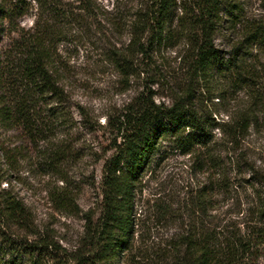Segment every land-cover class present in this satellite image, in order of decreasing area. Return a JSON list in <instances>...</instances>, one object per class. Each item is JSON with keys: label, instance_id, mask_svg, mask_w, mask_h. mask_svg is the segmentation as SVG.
<instances>
[{"label": "trees", "instance_id": "trees-1", "mask_svg": "<svg viewBox=\"0 0 264 264\" xmlns=\"http://www.w3.org/2000/svg\"><path fill=\"white\" fill-rule=\"evenodd\" d=\"M150 1L148 10L133 13L129 44L111 51L109 59L129 81L137 73L139 58L141 63L153 64L161 47L183 40L188 48L181 61L189 85L183 94L175 92L171 106L157 104L150 89L143 91L112 122L114 152L104 163L101 213L96 221L88 219L80 245L61 259L65 264H148L154 256L157 264L168 260L172 264H258V252H264V174L256 172L248 181L254 199L245 210L249 219L240 223V228L228 223L221 228V224L213 223L216 217L210 213L217 210L213 195L225 196L236 190L233 172L241 171L243 166L237 152L245 155L252 132L264 130L263 77L258 66L248 63L250 51L264 47V23L243 22L237 0H197L193 13L182 14L175 13L177 0ZM30 2L44 13L26 30L20 20L28 15L27 0H0V130L18 127L33 140L43 134L42 106H64L66 102L65 87L59 79L64 73L58 47L65 40L64 32L57 27H64L68 20L79 22L78 14L82 12L94 24L98 15L91 11L89 0H78L82 6L74 10L62 9L57 1ZM222 14L229 17L234 30L243 24L240 39L228 52L219 50L215 43ZM197 87L211 101L233 100L226 120L217 122L212 114L198 109ZM241 93L244 102L238 101ZM60 115L65 118L64 111ZM169 138L174 139L182 155L198 161L197 172L207 175L206 182L190 199L197 222L190 232L171 239L152 256L147 252L134 254L138 234L136 191L161 141ZM65 154L59 149L43 157L51 156L49 162L55 164ZM212 169L215 174H210ZM54 202L58 210L66 211L73 200L64 193ZM152 207L158 220L175 216L172 205L162 199L154 201ZM28 222L24 205L8 193L0 196V229L19 226L27 230ZM24 244V251L31 256L40 251L60 253L58 245L47 237L30 243L26 240ZM0 264L20 263L13 256L8 261L0 258Z\"/></svg>", "mask_w": 264, "mask_h": 264}, {"label": "rangeland", "instance_id": "rangeland-1", "mask_svg": "<svg viewBox=\"0 0 264 264\" xmlns=\"http://www.w3.org/2000/svg\"><path fill=\"white\" fill-rule=\"evenodd\" d=\"M52 1H57L62 9L82 6L78 0H47ZM196 1L177 0L175 13H193ZM237 1L243 22L264 23V0ZM89 3L91 11L98 15L97 22L93 24L84 12L78 11L79 22L68 20L64 27H57L64 32L62 39L65 40L58 46L63 61L64 74H59V79L66 91L64 106L60 103L42 106L44 126L38 139H30V135L18 127L0 130V196L8 193L25 206L29 216L27 230L19 226L0 229L3 261L14 256L20 264H65L61 257L77 249L88 219L96 221L101 213L104 163L114 152L112 122L143 91L150 89L157 104L171 106L175 92L183 94L189 85L181 61L188 48L183 40H177L171 47H161L155 53L153 64L141 63L139 58L137 73L129 81L109 59L111 51L124 49L129 44L133 13L148 10L150 0H89ZM27 8L28 15L20 20V25L29 30L44 10L30 0H27ZM222 18L215 43L219 50L228 52L240 39L243 24L234 30L229 17L222 14ZM250 53L248 63L251 61L258 66L264 86V47H255ZM195 95L198 109L212 114L217 122L226 120V112L234 106L231 99L220 103L218 99L211 101L200 88ZM238 98L245 101L242 93ZM62 111L64 119L60 115ZM245 146V155L237 152L243 166L241 171L233 172L236 190L225 196L221 193L212 196L217 210L210 215L216 217L212 221L221 224V228L227 223L240 228V223L249 219L245 210L254 197L248 181L256 172L264 174V130L252 132ZM59 149H64L66 154L55 164H50L51 156L43 157ZM198 167L195 158L184 156L176 149L174 139L161 141L136 191L138 234L134 254L147 252L152 256L171 239L176 240L195 226L197 216L190 207V199L207 178L205 173L197 172ZM212 170L210 174H215ZM64 193L73 202L68 210L60 211L54 201ZM157 199L172 205L175 216L167 221L158 220L152 207ZM40 237L54 241L60 253L40 251L34 256L27 255L26 240L30 243ZM258 257V264H264L263 251L258 252ZM157 261L152 256L148 264H157ZM159 264L172 263L168 260Z\"/></svg>", "mask_w": 264, "mask_h": 264}]
</instances>
